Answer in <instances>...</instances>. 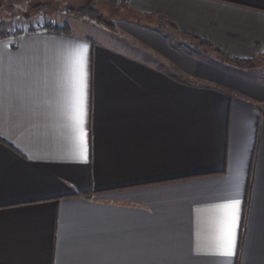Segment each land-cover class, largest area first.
Returning <instances> with one entry per match:
<instances>
[{
    "label": "crops",
    "instance_id": "obj_1",
    "mask_svg": "<svg viewBox=\"0 0 264 264\" xmlns=\"http://www.w3.org/2000/svg\"><path fill=\"white\" fill-rule=\"evenodd\" d=\"M128 12L114 30L0 21V264H264V0ZM233 200L234 254L216 255Z\"/></svg>",
    "mask_w": 264,
    "mask_h": 264
},
{
    "label": "rangeland",
    "instance_id": "obj_2",
    "mask_svg": "<svg viewBox=\"0 0 264 264\" xmlns=\"http://www.w3.org/2000/svg\"><path fill=\"white\" fill-rule=\"evenodd\" d=\"M84 8H92L108 25H111V28L81 15L80 11ZM129 13L127 0H0V21L17 20L21 27L19 34L40 30L46 25H49V30L52 31L56 27H64L69 31V26L74 25L76 20L81 21L80 19L114 30L121 21L129 18ZM199 43L201 45L183 39L180 41V49L187 51L188 56L191 54L199 56L202 55L200 47H207L201 41Z\"/></svg>",
    "mask_w": 264,
    "mask_h": 264
},
{
    "label": "snow or ice",
    "instance_id": "obj_3",
    "mask_svg": "<svg viewBox=\"0 0 264 264\" xmlns=\"http://www.w3.org/2000/svg\"><path fill=\"white\" fill-rule=\"evenodd\" d=\"M83 61L81 60V74H80V87L78 90V98L76 103L77 115L76 119V131H77V152L78 155L86 160L87 145L85 136L86 133L83 130V115H84V73L82 68ZM239 206L238 200L228 201L223 205L217 206L221 209V219L217 228V235L215 240V252L214 254L220 256H232L235 249V228L237 225V209Z\"/></svg>",
    "mask_w": 264,
    "mask_h": 264
},
{
    "label": "trees",
    "instance_id": "obj_4",
    "mask_svg": "<svg viewBox=\"0 0 264 264\" xmlns=\"http://www.w3.org/2000/svg\"><path fill=\"white\" fill-rule=\"evenodd\" d=\"M127 1H128V0H127ZM80 14L83 15L84 17H87V18H89V19H91V20H93V21L99 23V24H102V25H104V26H106V27L111 28V27H110L111 25H108V24L104 21V19H103L100 15H98V13H95V12L92 10V8H84V9H82V10L80 11ZM47 28L49 29L50 27L48 26ZM53 31H56V32H68V29H67V28H64V27H62V28H58V27H56V28L53 29ZM192 37H193V36H192ZM193 38H197V37H193ZM201 42H202V44H204V45H208V46H210V44L207 43V42H205V41H201ZM211 46H212V45H211ZM217 52H219V50H217ZM223 54H224L228 59L230 58V59H232L233 61H235V62L238 63V64H250L251 62H253V61H245V60H241V59H234V58L228 56L226 53H223Z\"/></svg>",
    "mask_w": 264,
    "mask_h": 264
}]
</instances>
